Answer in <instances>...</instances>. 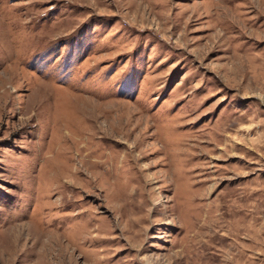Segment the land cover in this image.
<instances>
[{
	"label": "rangeland",
	"instance_id": "rangeland-1",
	"mask_svg": "<svg viewBox=\"0 0 264 264\" xmlns=\"http://www.w3.org/2000/svg\"><path fill=\"white\" fill-rule=\"evenodd\" d=\"M0 264H264V0H0Z\"/></svg>",
	"mask_w": 264,
	"mask_h": 264
}]
</instances>
